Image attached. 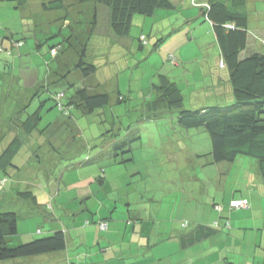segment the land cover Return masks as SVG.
<instances>
[{
  "label": "trees",
  "instance_id": "trees-1",
  "mask_svg": "<svg viewBox=\"0 0 264 264\" xmlns=\"http://www.w3.org/2000/svg\"><path fill=\"white\" fill-rule=\"evenodd\" d=\"M3 1L10 0H0V2ZM17 1L22 5L26 4V0ZM42 6L44 10L68 8L62 20L64 26L71 28L72 33L65 36L62 42L52 43L49 46L50 62L55 61L56 65H53L54 69L50 72H46L47 75L42 82L24 87L25 83L20 74L10 76L7 73L2 74L0 79V196L3 195V204L7 205V207H0V264L67 249V231L63 227L52 233L39 230L31 238L18 242L20 217L16 209L20 201L30 200L35 204L40 203L43 216L52 221L56 220L65 206L58 202L57 195L48 194L47 187L44 190L38 182L36 185L34 182L38 180L40 174H43L41 183L44 178L51 175L62 183L65 174L63 173L60 177L61 172L73 164L70 163L73 157L82 154V151H79L77 155L76 146H69L73 142L69 140V136H65V133L58 135L57 132H49L50 124L60 117L52 119L48 127H40L42 126L40 120L48 105L45 101L51 100L54 103V107H57L59 111L58 115L63 114L70 118L73 116V110L76 109L87 115L105 113L106 109L112 105V95L106 90L107 80L95 76L99 70L98 64L112 62L113 58L120 54V48L126 50L125 48L137 43L127 40L130 37L133 18L137 13L153 17L154 21L149 31L153 34L150 35L153 38L152 41L149 34L142 32L138 40L139 45L137 43L139 49L149 45V42H153L160 36L159 33L163 32L166 34L157 39L152 48L153 51L161 48L173 34L182 35L183 43L192 44L189 42L193 37L191 30L204 22L208 23L214 32V40H210V46L207 48L203 47L201 42L196 43V48L203 52L202 57L182 56V42H178V47L169 51L165 61L180 70L176 71L177 75L159 72L157 81L153 82L154 78L152 79L150 90L154 98L147 102L146 110L149 115L146 114V118L153 113L156 114L154 118H164L174 114L173 118L180 125L182 133L185 131L190 133L191 128L204 127L211 142L210 149L206 153H193L194 149L196 150L195 146L186 148L192 155H207L212 159L210 162L213 164L234 163L239 156L254 158L264 183V27H257L260 22L256 21L259 12H255L256 5L253 6L251 0H47L42 3ZM84 12L89 19L87 26L83 24L81 26ZM0 27L2 28L0 53L16 56L18 53L16 50L20 51L25 46L24 37H17L10 27H2V25ZM36 40L40 49L43 39ZM106 40L109 41L106 42ZM4 41L10 42V46H4ZM210 56L212 60H216V62L213 60L215 63L213 68L219 73H216L214 69L209 70L208 57ZM193 64L197 66L193 68ZM186 66L190 69L189 71ZM195 70H199L201 74L197 76ZM178 71L180 72L177 73ZM183 80L193 81L192 84L196 87L185 88ZM117 86L119 90L118 83ZM41 96L43 99H39L38 104L35 98H41ZM117 100L118 102L125 100L119 91ZM10 102H12L11 105ZM18 105L22 106L18 107ZM79 122V118L77 121L73 116L70 122L61 123L67 127L70 126L71 131H74V129L77 130ZM184 128L188 130H183ZM37 130L42 132L38 135L51 136L47 143H32L31 136L34 132L37 133ZM112 135L110 144H113V148L110 154L114 155V161L124 164L132 160V149L126 148V143L130 144L131 141L118 144V141L123 138L121 136L114 138L117 135L115 133ZM137 138L140 139V137ZM95 139L98 137H92L91 140L95 143ZM96 146L97 149L92 152L94 154L101 155L102 152H109L105 149L107 145L98 147L96 144ZM119 149L121 152H118ZM90 159L91 155L88 153L84 162H89ZM94 174L97 183H93V177H90V183L93 185L81 195H76L80 205L70 210L76 209L74 215L79 213L76 215L81 216L82 224L78 223L84 228L93 223L99 231L105 232L109 228L108 218L113 219L108 213L111 207L99 218H94L99 215L98 209L103 206L107 208V204L123 200L125 196L111 195L113 199L109 200V194L106 195V193L112 190L109 184L114 182L109 180V176H105L103 170ZM138 179L142 180L136 178L134 181ZM108 180L109 184H104V181L106 183ZM20 182H22L21 185L29 182V185L35 186L36 189L26 185L15 187V189L11 187V184H20ZM131 183L125 186L130 187ZM121 187L115 189V194L119 193ZM152 188H149L152 190L148 193L154 195L148 197H146L145 189H138L139 199L143 201L142 208L146 206L149 209L146 203L156 202L157 190L155 186ZM15 190L16 193H14ZM37 190L48 196L46 204H42L45 201H41L42 196L37 194ZM92 200L96 201L93 209L90 207L82 209L83 204ZM228 200L230 211L251 207L250 198L244 195L236 197V191H233ZM234 200L244 201L245 204L234 206L232 204ZM52 201L56 203V211L53 210ZM115 207L116 205L113 208ZM155 207L158 205H151L150 210ZM213 208L224 211L225 206L215 202ZM150 217L145 220L150 227L161 221L157 215ZM181 221L183 226L188 224L186 220ZM128 223L131 224L132 220H128ZM221 227L230 228V218L225 216L223 225L220 220L213 221L208 226L197 225L186 236L191 238L190 241H196L199 236H207ZM81 245L86 249V244ZM85 249L83 254L87 256ZM62 264L80 263L68 259Z\"/></svg>",
  "mask_w": 264,
  "mask_h": 264
},
{
  "label": "rangeland",
  "instance_id": "rangeland-1",
  "mask_svg": "<svg viewBox=\"0 0 264 264\" xmlns=\"http://www.w3.org/2000/svg\"><path fill=\"white\" fill-rule=\"evenodd\" d=\"M44 1L47 0H26V4L24 5L20 4L17 0L0 2V25L2 27H10L17 37H24L25 40V46L20 51L16 50L18 52L16 56L0 53V79L4 73L10 76L12 74H20L22 81L25 83L24 87H29L42 82L47 75L46 72L54 69L53 65L55 61L50 62L51 59L48 54L49 46L52 43L62 42L65 36L72 33L71 28L64 26L62 20L65 11L69 9L44 10L42 6ZM251 2L253 6L254 4L256 5L255 12H259L256 21L258 22L259 20L262 23L260 25L259 22L257 26L264 27V0H251ZM85 13L82 14L81 26H87L89 21ZM152 22L154 23L153 17L137 13L133 18L130 37L127 40L129 42H137L139 45V36L142 32H145L149 34L152 41L153 38L151 36L153 34L149 32ZM144 25L146 26L143 29ZM157 27L159 29L160 25L158 24ZM191 32L193 37L189 42H192V44L183 43L181 39L182 35L173 34L162 44L161 48L153 51L152 48L157 39L161 35L166 34L163 32L159 33L160 36L155 38L153 42H149V45L143 49L137 48L138 45L136 43L129 48H125L126 50L120 48V54L115 56L112 62H100L98 64L99 70L95 76L96 78L107 80L105 85L106 90L111 92L112 105L106 109L105 113H98V115L97 113L87 115L82 114L78 109L73 110V116H75L77 121L78 118L80 120L77 130L71 131L70 126L67 127L61 123L64 121L70 122L73 116L70 118L63 114L58 115L59 111L57 107H54V103L51 100L45 101L48 105L44 110L43 118L40 120V124L42 125L40 127L46 128L52 119L55 120L60 117L58 121L50 124L51 126L48 128L49 132H57L58 135L65 133V136H69V140L73 142L69 146L77 147V155H79V151H82L81 155L75 156L70 160V163L75 165L71 164L69 165L70 167L61 172L60 177L63 173L65 174L62 183L51 175L43 179L44 187H42L43 174H40L38 180L34 182L35 185L38 182L44 190L48 188L50 196L57 195L58 202L63 203L65 206L63 212L80 205L76 194L78 196L81 195L87 188L93 185L90 183V177H93V183H97L94 173L98 171L102 172V170L105 172V176H109V180L114 182V184H109V180L106 183L104 181V184H109V188L112 189L106 193V195L109 194V200L110 198L113 199L111 195L126 196L127 192H134L136 188L145 189L146 197L153 196V193L148 192L155 186L158 194L156 202L150 201L146 204L149 208L151 205H158L160 218L164 220V223H171V225L178 218L189 222H191V219L198 221L202 217L205 220L215 217V221L220 220L221 216L233 219L234 214L241 213V209L230 211L228 208V198L232 196L233 191H236V197H240L241 195L249 197L251 201L253 200L257 204L255 209L261 213L264 211V204L261 202L258 205L262 198L264 200V183L254 158L239 156L234 163L223 162L213 164L210 162L212 159L209 156L192 155L186 149L194 148L195 146L196 150L194 149L193 153H206L210 149L211 142L204 127H200L201 129L191 128L190 130L192 131L190 133L188 131L182 133L180 125L173 118L174 114L164 118H154L156 114L153 113L150 117L146 118L147 102L154 98L150 90L152 79L154 78L153 82L157 81L159 72L177 75L176 71L180 70L178 67L172 66L165 61L169 51L177 48L178 42H182V56L188 58L199 57L203 55V52L201 49L198 50L196 48V43L207 42L203 45V47L207 48V46H210V40H214V32L206 22L201 23L191 30ZM37 38L38 40L43 39L40 49H38ZM3 44L4 46H10V42L8 41H4ZM208 48L211 49V47ZM99 58L103 59L102 57ZM196 66L197 64H193V68ZM186 69L190 70L188 66H186ZM195 72L197 76L201 74L199 70H195ZM117 83L119 90L117 89ZM183 83L185 88L196 87L192 84L193 81L183 80ZM117 90L124 96L125 100L118 102ZM39 99L42 100V96L41 98L36 97L35 102ZM183 130L188 129L184 128ZM114 133L117 134L114 138L119 136L123 138L118 141V144L131 141L130 144L126 143V148L132 149L133 159L124 164L116 163L114 155L110 154L113 148V144H110V141L113 139L112 134ZM176 133H178L179 137ZM107 135L111 136L108 138L106 137ZM34 136L38 137V134H33L31 136L32 139L36 138ZM92 137H98V139H95V143L91 140ZM137 137H140V139ZM96 144L98 147L107 145L105 149L109 150V152H102L101 155L99 153H92L97 149ZM118 152H121V149ZM88 153L91 155V159L89 162H84ZM136 178H141L142 180L139 181L138 179L134 181ZM130 179L132 180L130 181ZM129 182H132L130 187L129 185L125 186ZM118 187H121V190L115 194V189ZM107 190H109L108 187ZM61 195H63L62 198H60ZM215 202L224 204V211L222 209L215 210L213 208V203ZM9 203L13 202L9 201ZM51 204H53V210L56 211L55 201H52ZM51 204L49 206H52ZM27 208L29 210V206ZM27 214H24L22 217H27ZM101 215L103 214L98 215L97 218ZM41 218L44 220V217ZM108 220L110 221L109 231H105V233L107 232L108 235L111 233V235L118 237L121 229L117 226L116 228L114 227L115 231H113L112 221L109 218ZM26 226L27 223H21L20 233L22 235L26 233L24 231ZM89 226L88 228L81 226L83 227L81 231L91 230V226L97 229L96 224L92 223ZM163 228L167 229L169 227L163 225ZM98 232L100 235L103 233L99 230ZM76 234L80 236V233L76 232ZM103 243L105 242H102L98 246H104ZM95 244L97 246V242ZM86 248L89 249L87 244ZM259 259L262 258L258 257L257 260Z\"/></svg>",
  "mask_w": 264,
  "mask_h": 264
},
{
  "label": "crops",
  "instance_id": "crops-1",
  "mask_svg": "<svg viewBox=\"0 0 264 264\" xmlns=\"http://www.w3.org/2000/svg\"><path fill=\"white\" fill-rule=\"evenodd\" d=\"M206 24L209 25L208 23ZM1 31L2 28L0 27V33ZM206 43L203 42L202 45ZM208 58V64H210L209 70L213 71L216 60L213 59V62L211 59L212 56ZM198 62L200 65L202 64L200 60ZM214 70L216 73H219L217 69ZM9 104L11 105L12 103L10 102ZM18 107L20 106L18 105ZM38 133L42 132L37 130ZM34 137L37 140L33 138L32 143L44 144L47 143L48 138L51 136L42 134ZM22 182L20 184H11V187L15 189V187L18 188L26 185L29 188L36 189L35 186H30L29 182L28 184L24 183L21 185ZM41 184L44 187V183ZM16 190L14 193L17 192ZM36 192L39 196H42V198L40 197L41 201H45L42 204H46L48 196L42 192H38V190ZM2 197L3 195L0 196V207H7V205L3 204ZM139 197V190L136 188L134 192H127L123 200L121 199L117 200L116 203L107 204V208L103 206L98 209L100 215L108 212L106 210L111 207L110 210L108 209V213L113 217L111 220L113 231H115L117 226L121 229L118 237L111 235V233L108 235L107 232H103L100 235L98 228L95 229L93 226H91V230L81 231L83 228L81 227V216H77L79 213L74 215L76 209L62 211V214L59 213L56 220L52 221L45 215L43 216L44 213L42 212L40 203L35 204L30 200L21 202V200L16 210L19 213V217L23 220L25 219L23 221L19 218L21 223H27L24 231L28 234L26 235L25 233V235H22L20 233L18 242L31 238L39 230L41 232L52 233L56 229L63 227L67 231L68 247L61 252L35 255L24 260L9 262L8 264H62L68 259L80 264H264V211L261 213L255 209L257 204L253 200L251 201L250 199V208L241 209L240 214L233 215V219H230V228L221 227L215 229L214 232L207 236H199L196 241H190L191 238L186 236L187 233L192 232L197 225L203 224L208 226L216 218L212 217L205 220L202 217L203 219L201 218L198 221L191 219V222L186 220L188 222L186 226L182 225L183 221L179 218L172 225L171 223H164V220L160 218L161 221L157 225L150 227L145 223V220L147 217L151 218V215L156 214L159 218V207L151 210L146 206L142 208L143 201ZM16 201L19 202V200ZM261 202L264 204L263 198L258 205ZM95 204V200L89 201L83 204L82 209H87L88 207L93 209ZM115 205L116 207L114 209L113 207ZM27 206H29V210ZM24 214H27V217H22ZM114 214L116 215L114 216ZM41 216L44 217V220ZM97 217L98 215L94 218ZM224 217L221 216V225L224 224ZM234 217L236 218L234 219ZM40 219L43 221H39ZM128 220H132V223L129 224ZM20 221L19 232L21 230ZM163 225L169 228L164 229ZM73 232L75 233L72 234ZM76 232L80 233V236ZM182 235L185 236L182 237ZM96 242L97 246L94 245ZM102 242L106 244L103 243L104 246L99 247L98 245ZM81 244H87L91 247L87 250ZM84 249L87 251V256L83 254L85 253ZM258 257L262 259L257 260Z\"/></svg>",
  "mask_w": 264,
  "mask_h": 264
},
{
  "label": "built area",
  "instance_id": "built-area-1",
  "mask_svg": "<svg viewBox=\"0 0 264 264\" xmlns=\"http://www.w3.org/2000/svg\"><path fill=\"white\" fill-rule=\"evenodd\" d=\"M234 206H243L245 204L244 201H237V200H234L233 203H232Z\"/></svg>",
  "mask_w": 264,
  "mask_h": 264
}]
</instances>
